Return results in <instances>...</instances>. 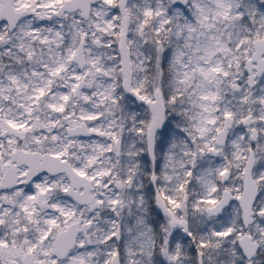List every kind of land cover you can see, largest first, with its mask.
Wrapping results in <instances>:
<instances>
[{"label":"snow or ice","instance_id":"snow-or-ice-1","mask_svg":"<svg viewBox=\"0 0 264 264\" xmlns=\"http://www.w3.org/2000/svg\"><path fill=\"white\" fill-rule=\"evenodd\" d=\"M0 264H264V0H0Z\"/></svg>","mask_w":264,"mask_h":264}]
</instances>
